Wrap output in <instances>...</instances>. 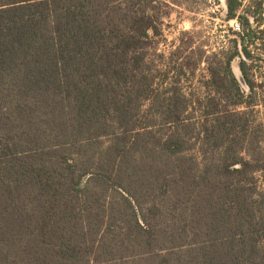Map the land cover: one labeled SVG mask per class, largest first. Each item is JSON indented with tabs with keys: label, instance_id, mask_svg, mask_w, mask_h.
I'll list each match as a JSON object with an SVG mask.
<instances>
[{
	"label": "trees",
	"instance_id": "trees-1",
	"mask_svg": "<svg viewBox=\"0 0 264 264\" xmlns=\"http://www.w3.org/2000/svg\"><path fill=\"white\" fill-rule=\"evenodd\" d=\"M242 1L228 47L166 54L178 0H0V264H264V1Z\"/></svg>",
	"mask_w": 264,
	"mask_h": 264
},
{
	"label": "rangeland",
	"instance_id": "rangeland-1",
	"mask_svg": "<svg viewBox=\"0 0 264 264\" xmlns=\"http://www.w3.org/2000/svg\"><path fill=\"white\" fill-rule=\"evenodd\" d=\"M227 1L228 0H178L180 5L172 4L168 9L169 16L163 22L164 36L160 46L163 53L170 54L178 52L180 38L184 33H190L185 41L194 38L196 47L201 45L207 46L209 52L219 50L220 47H228L231 39L234 37L232 32L236 21H227ZM253 0H243V7L240 13L251 4ZM264 1V0H263ZM264 29V27L262 28ZM238 33V32H237ZM242 33V28L241 32ZM239 39V38H238ZM239 50L242 52L243 45L239 40ZM206 43V44H205ZM261 43L251 47L252 55L255 57L249 64L253 65L254 70L251 72L252 81L257 91L256 100L253 108L252 120L256 126V133L264 143V53L261 51ZM243 57L241 56L235 62L239 68ZM207 77L205 66L201 65L200 69L194 76H191L189 83H184L187 91H193L198 97L203 95L205 89L202 88V82ZM247 92L250 89L243 85ZM197 97V98H198Z\"/></svg>",
	"mask_w": 264,
	"mask_h": 264
},
{
	"label": "built area",
	"instance_id": "built-area-1",
	"mask_svg": "<svg viewBox=\"0 0 264 264\" xmlns=\"http://www.w3.org/2000/svg\"><path fill=\"white\" fill-rule=\"evenodd\" d=\"M233 29L238 33L241 32V28L238 21H236L235 25L233 26Z\"/></svg>",
	"mask_w": 264,
	"mask_h": 264
},
{
	"label": "bare ground",
	"instance_id": "bare-ground-1",
	"mask_svg": "<svg viewBox=\"0 0 264 264\" xmlns=\"http://www.w3.org/2000/svg\"><path fill=\"white\" fill-rule=\"evenodd\" d=\"M234 69H235V72H236L237 76L239 77L240 81L243 83V80H242L241 75H240V71H239V69H238V67L236 65H235Z\"/></svg>",
	"mask_w": 264,
	"mask_h": 264
},
{
	"label": "water",
	"instance_id": "water-1",
	"mask_svg": "<svg viewBox=\"0 0 264 264\" xmlns=\"http://www.w3.org/2000/svg\"><path fill=\"white\" fill-rule=\"evenodd\" d=\"M243 80V79H242Z\"/></svg>",
	"mask_w": 264,
	"mask_h": 264
}]
</instances>
